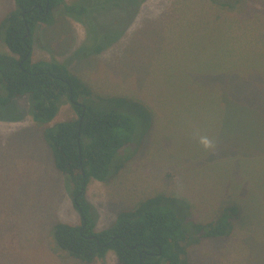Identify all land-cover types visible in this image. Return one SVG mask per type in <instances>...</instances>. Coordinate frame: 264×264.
Segmentation results:
<instances>
[{
  "label": "rangeland",
  "instance_id": "374dc122",
  "mask_svg": "<svg viewBox=\"0 0 264 264\" xmlns=\"http://www.w3.org/2000/svg\"><path fill=\"white\" fill-rule=\"evenodd\" d=\"M111 1L115 8L92 10L82 23L56 8L55 21L34 31L31 60L65 64L88 90L77 102L134 124L108 181H89L96 231L159 197L191 234L239 194L229 183L239 157L264 156V0ZM14 8V0H0V21ZM31 110L24 96L0 116V264H85L52 236L56 223L81 221L44 139L46 128L78 113L67 96L49 124L34 122ZM197 133L216 148L205 150ZM245 199L237 200L242 209ZM186 252L189 264H264V205L241 210L231 236L199 239ZM92 264L119 262L109 252Z\"/></svg>",
  "mask_w": 264,
  "mask_h": 264
},
{
  "label": "trees",
  "instance_id": "16d2710c",
  "mask_svg": "<svg viewBox=\"0 0 264 264\" xmlns=\"http://www.w3.org/2000/svg\"><path fill=\"white\" fill-rule=\"evenodd\" d=\"M107 1L96 6L92 0L72 5H67L65 0H14L15 8L0 21V41L8 50L0 53V116L11 110L15 99L24 96L30 97L32 119L40 125L55 119L65 96L78 113L77 119L60 122L44 131L57 170L71 184L69 194L81 221L80 225L58 222L52 229L56 246L68 257L92 264L113 252L119 264H189L183 258L187 255L186 246L202 238L231 236L241 210L255 206L257 200L264 205V156L239 157L238 171L229 176V183L234 189L240 182L241 191L227 196V207L219 212L216 220L195 224L191 234L183 228L174 211L162 206L159 197L148 198L140 206L121 212L113 225L96 231L95 213L86 198L89 181L91 178L108 181L113 160L131 142L134 124L125 115L94 111L85 103L77 102L82 92L88 90L65 64L33 62L31 57L35 29L40 24L54 22L56 8L63 7L68 15H75L82 23V18L90 17L92 10L94 13L117 6ZM102 50L100 45L95 48L97 53ZM201 107L209 109L206 105ZM241 197L246 198L244 209L237 202Z\"/></svg>",
  "mask_w": 264,
  "mask_h": 264
},
{
  "label": "clouds",
  "instance_id": "9594fccd",
  "mask_svg": "<svg viewBox=\"0 0 264 264\" xmlns=\"http://www.w3.org/2000/svg\"><path fill=\"white\" fill-rule=\"evenodd\" d=\"M196 136L198 144L205 150H214L216 148V141L214 138L207 135H200L199 133H197Z\"/></svg>",
  "mask_w": 264,
  "mask_h": 264
},
{
  "label": "crops",
  "instance_id": "0c3cea01",
  "mask_svg": "<svg viewBox=\"0 0 264 264\" xmlns=\"http://www.w3.org/2000/svg\"><path fill=\"white\" fill-rule=\"evenodd\" d=\"M250 155H252L251 157L252 158H258V157H263L262 155H256V154H250ZM229 159V158H228ZM227 159V161H231V160H228ZM239 183V182H238ZM240 185H242V184H240ZM238 188H239V192L241 191V187L240 186H238ZM245 189H246V191L248 190V188H247V186H245Z\"/></svg>",
  "mask_w": 264,
  "mask_h": 264
},
{
  "label": "water",
  "instance_id": "95a60500",
  "mask_svg": "<svg viewBox=\"0 0 264 264\" xmlns=\"http://www.w3.org/2000/svg\"><path fill=\"white\" fill-rule=\"evenodd\" d=\"M40 9H41V7H40ZM48 12H49V4H47V6H46V14H48ZM30 34V29L28 28L27 29V35H29Z\"/></svg>",
  "mask_w": 264,
  "mask_h": 264
}]
</instances>
